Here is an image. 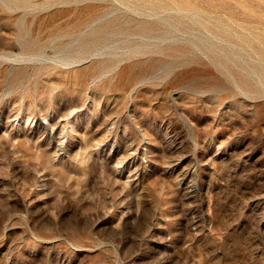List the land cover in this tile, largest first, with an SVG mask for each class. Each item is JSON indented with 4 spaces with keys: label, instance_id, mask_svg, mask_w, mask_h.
I'll return each mask as SVG.
<instances>
[{
    "label": "rangeland",
    "instance_id": "374dc122",
    "mask_svg": "<svg viewBox=\"0 0 264 264\" xmlns=\"http://www.w3.org/2000/svg\"><path fill=\"white\" fill-rule=\"evenodd\" d=\"M0 264H264V0H0Z\"/></svg>",
    "mask_w": 264,
    "mask_h": 264
}]
</instances>
